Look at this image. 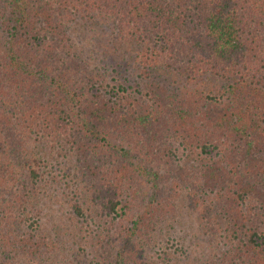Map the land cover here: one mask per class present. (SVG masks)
Listing matches in <instances>:
<instances>
[{"label": "trees", "instance_id": "trees-1", "mask_svg": "<svg viewBox=\"0 0 264 264\" xmlns=\"http://www.w3.org/2000/svg\"><path fill=\"white\" fill-rule=\"evenodd\" d=\"M74 22L135 48L133 90ZM61 144L74 212L100 218L93 264H156L180 192L219 250L202 264H264V0H0V264H59L37 193Z\"/></svg>", "mask_w": 264, "mask_h": 264}, {"label": "rangeland", "instance_id": "rangeland-1", "mask_svg": "<svg viewBox=\"0 0 264 264\" xmlns=\"http://www.w3.org/2000/svg\"><path fill=\"white\" fill-rule=\"evenodd\" d=\"M69 30L79 54L96 65L109 67L111 85L120 83L128 90L136 87L133 81L136 69L132 66L135 48L130 50L129 46H123L115 53L112 44L118 41L108 38L102 26L95 23L74 22L69 25ZM45 152L41 153L46 154L44 162L39 163L37 199L40 214L37 232L44 233L57 243L61 249L57 258L59 264H93L100 218L95 211L86 217L74 212L71 197L76 192L75 186H79V177L75 174L74 161L67 148L61 144L53 151L46 147ZM54 161L58 164L53 167L51 164ZM68 167H72L74 174L66 178L61 170ZM175 206L176 215L164 220L155 232L153 241L150 240L147 257L156 264H202L210 257L212 250L216 253L219 250L214 249V243L210 244L201 232L196 212L189 206L183 192L179 193ZM82 207L85 208L84 204Z\"/></svg>", "mask_w": 264, "mask_h": 264}]
</instances>
